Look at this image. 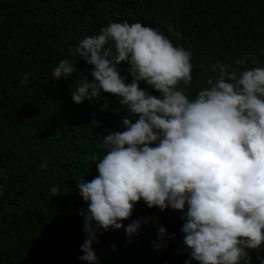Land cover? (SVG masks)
Returning a JSON list of instances; mask_svg holds the SVG:
<instances>
[{
  "label": "clouds",
  "instance_id": "clouds-1",
  "mask_svg": "<svg viewBox=\"0 0 264 264\" xmlns=\"http://www.w3.org/2000/svg\"><path fill=\"white\" fill-rule=\"evenodd\" d=\"M69 53L92 66L84 75L78 59L65 58L54 68V79L78 77L72 101L82 104L108 93L129 113L121 118L122 131L103 136V154H91L98 174L76 182L86 205L77 210L86 234L78 259L99 264L93 244L109 229L124 228L131 238L155 224L152 246L166 247L175 236L156 217L123 223L142 200L149 209L180 213L183 250L190 258L185 264H248L249 250L264 245V66L255 52L232 64L217 61L211 70L218 76L194 96L188 93L191 49L174 46L159 29L140 22H111ZM250 61L257 66L244 67ZM30 77L24 73L22 83ZM47 167L48 158L40 165ZM49 191L62 193L56 185Z\"/></svg>",
  "mask_w": 264,
  "mask_h": 264
},
{
  "label": "trees",
  "instance_id": "trees-1",
  "mask_svg": "<svg viewBox=\"0 0 264 264\" xmlns=\"http://www.w3.org/2000/svg\"><path fill=\"white\" fill-rule=\"evenodd\" d=\"M124 20L159 29L174 46L191 49L190 96L218 76L211 70L217 61L232 64L253 51L264 66V0H0V264H86L73 257L40 258L39 243L83 232L77 210L86 205L76 182L98 174L91 154H103V136L122 131L121 118L129 113L118 97L103 92L75 104L71 90L78 77L57 80L52 73L68 58L78 59V72L87 75L92 66L72 57L69 48ZM255 66L250 61L244 67ZM24 73H31L27 83ZM46 158L48 167L41 169ZM53 185L62 193L51 195ZM147 216L175 238L165 237L167 246L154 250L155 224L131 238L124 228L109 229L93 244L99 264H185L190 258L183 250L180 213L149 209L141 200L123 223ZM249 254L248 264H264V245Z\"/></svg>",
  "mask_w": 264,
  "mask_h": 264
},
{
  "label": "rangeland",
  "instance_id": "rangeland-1",
  "mask_svg": "<svg viewBox=\"0 0 264 264\" xmlns=\"http://www.w3.org/2000/svg\"><path fill=\"white\" fill-rule=\"evenodd\" d=\"M84 232H74L69 237L66 236L57 241H44L40 240L39 249L37 252L38 257L47 258L52 256L59 257H73L76 260L78 256L83 253L80 251V246L85 239Z\"/></svg>",
  "mask_w": 264,
  "mask_h": 264
}]
</instances>
